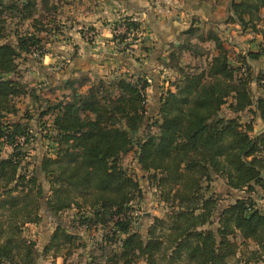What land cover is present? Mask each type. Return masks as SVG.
Segmentation results:
<instances>
[{
    "label": "trees",
    "instance_id": "trees-1",
    "mask_svg": "<svg viewBox=\"0 0 264 264\" xmlns=\"http://www.w3.org/2000/svg\"><path fill=\"white\" fill-rule=\"evenodd\" d=\"M56 10L52 0H0V264H37L28 226L44 210L56 227L42 256L62 264H74L83 246L77 228L100 237L77 264H264V94L251 91V83L264 84L252 67L264 57V0H229L225 24L262 38L247 53H234L198 19L190 22L165 66L177 79L153 116L150 83L138 73L84 91L66 80L68 93L54 101L22 80L18 60L45 55L40 35L59 30ZM133 18L114 22L125 29L112 33L114 41L140 29ZM186 53L198 62L185 64ZM21 97L37 104L35 113L19 115ZM37 136L46 149L38 164L30 156ZM133 150L168 210L144 231L133 206L141 186L120 163ZM214 178L232 195L225 206L211 192ZM67 211L75 212L77 228L62 222Z\"/></svg>",
    "mask_w": 264,
    "mask_h": 264
},
{
    "label": "rangeland",
    "instance_id": "rangeland-1",
    "mask_svg": "<svg viewBox=\"0 0 264 264\" xmlns=\"http://www.w3.org/2000/svg\"><path fill=\"white\" fill-rule=\"evenodd\" d=\"M57 4L59 9V13H55L59 16H66L67 18L70 16L67 15L66 11H63L64 5L71 4L70 0H52ZM190 0H183V4L181 2L176 6L170 4L168 0H147V10L149 12H157L155 15L164 14V19L168 24L175 20V16L177 17V13L184 12V22L188 25L194 19H199L198 16H190L186 17V11L189 10L192 6L195 8L197 4L194 6L192 4H187ZM60 7H63L61 9ZM186 9V11H185ZM228 9V3L224 0L222 3V15L221 17H225ZM172 13V15H171ZM53 14V13H52ZM200 13L199 15L201 16ZM135 18L136 16L133 15ZM138 18V17H137ZM190 18V21L188 20ZM228 18V17H227ZM223 19V18H222ZM226 20V19H225ZM145 21V20H144ZM137 22L139 20L137 19ZM140 23V29L127 36V39L119 43L118 41H114L112 36L108 40L102 38L103 41H107L104 49H94L91 56L89 54V45L92 46L96 42V38L99 35H95L96 29L94 27H86L84 29L85 35H40L43 37V47L45 55L42 58H29L28 61H24L19 59V75L22 77V80L30 87L37 90L39 97L46 99L48 101H54L61 97L63 93H68L66 89L65 81L73 79L75 81H79L81 84L80 91L86 90L91 83L97 82L100 79L109 80L114 77H118L120 75H133L140 74L143 78L147 79L150 83V87L147 89V107H148V115L153 116L158 107L157 98L165 93L169 87H171V83H173L177 79V75L175 72L166 68V64L168 63V54L170 53V49L176 45L178 40L183 39L181 37V33H179L174 41L168 44V48H163L158 52V54L153 53L154 58L157 57L156 61L154 59L150 60L149 50L151 41L144 35L146 31V23ZM200 23L201 29H210L212 26L205 22L204 19L198 20V24ZM221 28H217L221 38L227 43V47L233 50V47L228 42V28L224 26L225 21L222 22ZM144 28H143V27ZM188 27V26H187ZM116 29V28H115ZM114 22L112 23L111 33H113ZM186 29V28H185ZM240 28L237 26V30ZM83 31V30H81ZM240 35L239 33H236ZM63 36L66 41V45L69 46L65 48V44L60 46V39L58 37ZM118 36V35H117ZM74 37V38H73ZM13 39V38H12ZM238 41H241L238 37ZM247 42L248 40H243ZM109 42H113V44L109 45ZM252 42V41H251ZM128 43V44H127ZM236 43V42H235ZM239 43V42H237ZM248 43V42H247ZM64 47V48H63ZM67 47V46H66ZM241 46L239 45L238 48ZM253 50H257V46L253 44L251 47ZM67 49V50H66ZM49 50V51H48ZM60 51H66V55H60ZM244 50L241 48L238 49V52L234 51V53H243ZM48 53H50L48 55ZM51 55V57H49ZM48 56V57H45ZM183 61L185 64L196 63L189 58L188 53L184 54ZM148 62H156L157 68L150 66L149 68L145 63ZM264 59H262L260 67L264 64ZM152 64V63H151ZM254 64V63H252ZM253 67V76L255 79L264 75L263 70H256L255 66ZM264 67V66H263ZM262 73V74H261ZM251 91L253 95H258L259 93L264 94V84L253 82L251 83ZM17 105L19 107V115H23L25 111L29 113H35L36 111V103L32 104L31 98L21 97L16 100ZM224 115H228V111L226 109L223 110ZM247 117H244L242 121H248ZM34 126L35 122L32 123ZM259 128V123H256V129ZM39 138V136H37ZM32 148L35 150L30 151V156L32 158V162H36L38 164L41 158L46 154L45 144L43 141L35 140L32 145ZM120 163L123 168H125L132 176H134L142 189V196L140 199H137L134 202V216L137 220V224H140V230L144 231L152 221L154 217H163L165 213L168 211L166 207L158 201L157 195L154 190L149 186V183L146 179V175L141 171L136 162L135 150L131 153L121 157ZM34 164L28 167L29 170H32ZM211 192L216 193L220 197V206H225L229 201H232V195H230L229 190L226 188L223 180L221 178H214V181L211 183ZM235 193V192H234ZM62 222L65 223L67 227L71 225L74 228H77L75 221V212L67 211L61 214ZM217 219V218H215ZM55 218L51 216L45 210L42 212V220L38 225H29L28 232L32 239L37 241V249L39 251V257L37 259V264H57V258L52 259L50 257L44 258L42 256L43 246L47 243L51 233L54 231L56 225L54 223ZM80 233L81 241L83 242V246H79L76 250L75 255L70 258L74 264H77L78 260L80 262H84L88 252L94 251L93 242L99 241L100 237L98 236V232L89 233L84 232L83 229L77 228ZM71 231V230H70ZM73 231V230H72ZM77 233V232H75ZM81 244V242H79ZM62 264V259H60Z\"/></svg>",
    "mask_w": 264,
    "mask_h": 264
},
{
    "label": "crops",
    "instance_id": "crops-1",
    "mask_svg": "<svg viewBox=\"0 0 264 264\" xmlns=\"http://www.w3.org/2000/svg\"><path fill=\"white\" fill-rule=\"evenodd\" d=\"M226 3L229 5V0H225ZM71 4L64 5L63 7H60L63 9V11H66L67 15L70 16V18L66 16H57L55 24L59 26V30L56 32L51 33H43L41 35H84V29L86 27H94L96 29L95 35H99L96 38V42L94 45H89V54L91 56L94 49H104L105 44H107V41L102 42V38L108 40L110 36L112 35L111 29H112V23L115 22L118 18L122 16H132L135 15V19L139 20V22L146 23V31L144 35L146 36L147 40L149 39L151 41L150 50L148 56H150V60L154 59L156 61L157 57L154 58L152 55L153 53L158 54L160 50L163 48H168V44L172 43L175 39V37L183 32L185 28L190 24H185L184 22V12L183 13H177V17L175 16V20L172 21L170 24L166 22V20L163 18L164 14L161 15H155L157 12H149L147 10V0H70ZM170 4L178 5L180 2L183 4V0H168ZM224 1L220 2H214L213 0H190L187 2V4L196 5L195 8L192 6L189 8L188 11H186V17L190 16H198L199 19H204L205 22H208L209 25H211L213 29L216 31L217 28H221V25H223V21L227 19L228 17V9L225 17H221L222 15V3ZM59 13V9H58ZM200 13L201 16L199 15ZM172 15V13H171ZM138 17V18H137ZM223 18V19H222ZM145 20V21H144ZM190 21V18H188ZM225 27L228 28V37L227 40L233 47V50L238 52V49L244 50L243 53H247L248 51H253L251 48L254 45L258 47V45L261 43L262 38L260 35H253V34H246L241 35L239 32V29L237 30L236 25H226ZM143 27V26H142ZM144 28V27H143ZM83 30V31H81ZM236 33H239L240 35H237ZM130 35V34H128ZM238 37L241 41H238ZM60 39L59 45L62 46L65 44V48L69 49V46L66 45L65 38L58 37ZM74 38V37H73ZM243 40H248L247 42H244ZM252 41V42H251ZM236 42V43H235ZM239 42V43H237ZM112 45L113 42H109V45ZM239 45L241 46L240 48ZM67 46V47H66ZM63 47V48H64ZM67 50V49H66ZM49 51V50H48ZM50 53H48L49 55ZM60 55H66V51H60ZM48 57V56H45ZM51 57V55L49 56ZM263 58H261L257 62H252V66L256 67V70H263V66L260 67L261 61ZM152 63V64H151ZM146 62L145 64L149 68L150 66L158 67L156 62ZM264 64V63H263ZM160 96L157 98L159 100ZM157 100V102H158ZM259 123V121H258ZM260 125V123H259ZM61 262L60 259H57V264Z\"/></svg>",
    "mask_w": 264,
    "mask_h": 264
},
{
    "label": "built area",
    "instance_id": "built-area-1",
    "mask_svg": "<svg viewBox=\"0 0 264 264\" xmlns=\"http://www.w3.org/2000/svg\"><path fill=\"white\" fill-rule=\"evenodd\" d=\"M133 20L137 21L135 18H133ZM124 32H125V29H124V27L121 26V27L116 28L113 33L115 35H121V34H124ZM22 141H23V139H19V142H22Z\"/></svg>",
    "mask_w": 264,
    "mask_h": 264
}]
</instances>
